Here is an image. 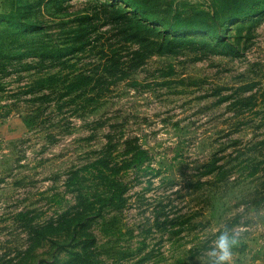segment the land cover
<instances>
[{
	"label": "rangeland",
	"instance_id": "1",
	"mask_svg": "<svg viewBox=\"0 0 264 264\" xmlns=\"http://www.w3.org/2000/svg\"><path fill=\"white\" fill-rule=\"evenodd\" d=\"M104 2L0 0V264H264V9L170 44Z\"/></svg>",
	"mask_w": 264,
	"mask_h": 264
},
{
	"label": "trees",
	"instance_id": "2",
	"mask_svg": "<svg viewBox=\"0 0 264 264\" xmlns=\"http://www.w3.org/2000/svg\"><path fill=\"white\" fill-rule=\"evenodd\" d=\"M32 1L33 0H2V6L9 3L8 6L16 9V12L14 14L11 12L9 17L13 21V23H11L12 28L17 31L18 34L25 32L28 27L25 22L14 24L16 15H21V13L25 11L32 10ZM109 1L111 0H105L104 4L115 10L123 11L124 15H131V17L127 19V22L131 24L129 30L132 28L133 24L137 26L140 31L142 27H147L149 28L148 30L156 31L157 34L166 38V40L168 39L170 44L175 42L179 44H199V38L193 37L219 33L221 30L226 29L227 23H233L238 20L246 21L248 18L254 16L255 13L264 9V0H214L209 8L199 9L191 5L190 8L185 10L176 8L174 0H125L124 3H129L133 7H136L134 11L127 9L128 4L120 5V0H118V2H116V0L115 2ZM3 15L5 14H1L0 18L4 17ZM159 24H165V26L158 29L156 25ZM7 29H11V27ZM190 35L192 37L188 38ZM172 36H181V39ZM136 37L142 40V42H148V40H145L140 34ZM149 46L157 47L158 44L150 43L148 47ZM169 49L170 50H167L168 52H170L172 48L169 46ZM158 51V53L164 52V50ZM86 79L90 81V76H87ZM88 83L89 82H86L84 85ZM108 200L113 199L109 197Z\"/></svg>",
	"mask_w": 264,
	"mask_h": 264
},
{
	"label": "clouds",
	"instance_id": "3",
	"mask_svg": "<svg viewBox=\"0 0 264 264\" xmlns=\"http://www.w3.org/2000/svg\"><path fill=\"white\" fill-rule=\"evenodd\" d=\"M238 243L237 234L225 231L218 236L209 255L213 258V264H230L231 249Z\"/></svg>",
	"mask_w": 264,
	"mask_h": 264
}]
</instances>
